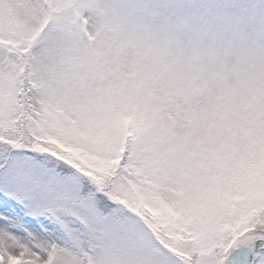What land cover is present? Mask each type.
<instances>
[{
  "label": "snow or ice",
  "instance_id": "1",
  "mask_svg": "<svg viewBox=\"0 0 264 264\" xmlns=\"http://www.w3.org/2000/svg\"><path fill=\"white\" fill-rule=\"evenodd\" d=\"M0 264H264V0H0Z\"/></svg>",
  "mask_w": 264,
  "mask_h": 264
}]
</instances>
